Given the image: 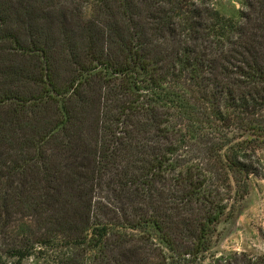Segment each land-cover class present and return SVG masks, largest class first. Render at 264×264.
<instances>
[{"label": "trees", "instance_id": "1", "mask_svg": "<svg viewBox=\"0 0 264 264\" xmlns=\"http://www.w3.org/2000/svg\"><path fill=\"white\" fill-rule=\"evenodd\" d=\"M263 150L264 0H0V264H264Z\"/></svg>", "mask_w": 264, "mask_h": 264}, {"label": "rangeland", "instance_id": "2", "mask_svg": "<svg viewBox=\"0 0 264 264\" xmlns=\"http://www.w3.org/2000/svg\"><path fill=\"white\" fill-rule=\"evenodd\" d=\"M212 2L223 15L237 18L244 0ZM261 156L264 162V150ZM250 183V193L241 202L234 217L224 219L217 226L208 256L219 257L234 252L264 255V177L252 178Z\"/></svg>", "mask_w": 264, "mask_h": 264}]
</instances>
